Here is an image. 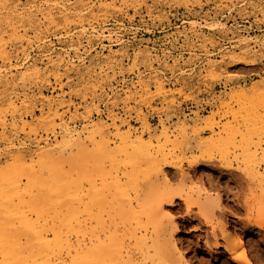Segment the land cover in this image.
<instances>
[{"label":"rangeland","instance_id":"1","mask_svg":"<svg viewBox=\"0 0 264 264\" xmlns=\"http://www.w3.org/2000/svg\"><path fill=\"white\" fill-rule=\"evenodd\" d=\"M84 1L94 6L92 12L85 11L87 6H78L76 0H0V37L4 43V46L0 48V68L9 69L20 66L22 63L27 66L31 63V60L40 62L39 67L41 68L40 74L34 73V75L36 74L34 76L33 73H29L22 80L19 78L25 72V67L18 71L14 70L12 74L17 76L15 83L7 87L0 86V163L4 166L7 156L15 154L18 150L23 151L28 156L32 155L34 161H38L36 152L45 146V139L51 145L62 140L61 137L65 132V122L73 130L81 131L87 127L89 130L94 128V131L101 125L111 126L112 121L109 117L112 115L118 116L119 125L125 120V125L121 128L120 133L131 128L137 133L136 136H139L141 130H145L141 133L143 134L142 138L146 142L152 138L151 142L149 141L152 145L154 143L159 144L151 146L153 148L151 152L155 153V162L158 163L161 160L158 163L161 169L157 168L159 172H156L155 175L149 173L151 175L149 177L147 175L149 166L147 167V163L146 166L140 163L143 169L146 167V175L149 178L146 180L142 176L144 174L139 173V171L144 172L145 170H140L142 168L139 167L137 171L136 168H132V162H130L131 164L128 162V165H132L130 166L131 169L135 170V172H133L134 170L131 171L127 164L125 167V163L128 161L125 158L128 157L124 154L116 155L114 160L115 163L117 161L120 163V166H117L120 174L125 171V168L129 173L125 172L130 176L139 173L136 174V180L132 178L134 176L130 177L127 174L128 177L125 176L121 180L122 184L126 182V185H123L126 190H124L125 196L122 197V199L124 198L122 200L115 189L110 188L113 189L112 191L116 195L111 190L110 193L106 186L105 188L101 186L102 173L108 172L106 173L108 174L106 181L108 184L110 183L109 180L112 181V176L116 174L117 170L115 167H110V161L102 162L105 167L100 165L101 162H99L100 166H94L97 161L91 157H85L86 155L82 156L84 159L81 157L82 161L80 158L75 157L76 155L81 156L80 152L73 150L71 154L74 155L75 160L66 161L65 164L67 165L62 164L63 171L66 170L67 173L69 170L68 173L70 172L69 174H72L71 176L74 179L77 178L78 181L83 177L82 173H84V177L93 174L89 177L94 176L97 183H100L99 188L103 189V193L108 192V194H104L105 198L101 191L102 198L99 195L100 197H97L96 201L93 199L92 202L100 201V205L97 202L94 206L95 204L92 205V202L87 201L88 198H86L87 207L90 205V208L86 210V215L85 211L83 214L81 213V217L83 216L82 219L84 220L87 219V228L91 222V225L93 222L95 223V216L101 211V208L104 210L110 206L108 211H111L110 214H112L111 208L115 209V206H117V211H120L118 206L124 205L123 203L127 201L125 199L128 195L131 198L129 200H134L135 195L138 193L145 196L143 195L144 188H146V195L149 196L150 193L164 191L165 187L172 193L179 192L189 197L190 201L192 200V204L189 206L191 209V215L189 216H192L191 218L186 213L188 209L186 206L188 205L183 204V202L180 203V200L177 201L178 205L176 207L164 208L173 216L175 215L173 217L175 219L174 223L180 230L175 233V240L179 238L176 241L177 246H179L177 251L180 254L183 253L184 258L187 256L185 259L190 258L192 263L190 260L189 262L191 264H205L206 262L207 264H240V261H238L240 258L237 259V256L229 254L224 247L217 249V251L214 248L213 242L216 238L223 244V240L220 239L223 231L219 232L221 229L219 222L223 220L226 221V223L224 221L220 222L223 226H230L242 237L246 245H251L247 247L249 250L248 256L254 264H264V232L262 234V232L257 231L259 229L248 228L249 218H258L259 214L256 209L259 208L260 202L264 203V175L262 177L258 176L259 173L264 174V107L262 105L264 100L261 102L264 92L260 94L261 90L264 91V0H117L112 6L110 5L111 0ZM46 2L52 3V6L56 3H59L60 6L66 5V8H70L69 14L64 15L59 10H54V22L50 24L41 15L48 8ZM80 11L82 14H80ZM209 25L212 26V29ZM199 30L200 32H198ZM108 34L113 36V41L110 42L106 39ZM243 39H246V41H243ZM77 47L79 49L76 51L75 48ZM246 48H248V51L244 50ZM51 51L65 52L66 59H70L71 63L55 68L53 66L55 59L50 63L45 56ZM45 63H49V71L45 69ZM58 72L60 73L58 74ZM111 73L114 74V77ZM144 84L147 86H144ZM159 85L160 88H157ZM162 89L165 90L162 91ZM238 90L245 94L244 96L247 93L245 98L250 96V92L251 96L244 99L243 96L239 97L240 94H238L240 100H237L235 94L239 92ZM159 91L162 94H159ZM232 92L235 93L233 99L230 100L229 97L232 96ZM256 93L259 96L258 98H255V96L257 97ZM125 94L127 95L125 96ZM252 95L254 98H251ZM16 96L22 98L17 101L19 104L17 103V111L14 112L7 104L11 98L14 100ZM24 97L27 101H25V104H21ZM85 118H87V121ZM141 121L143 122L141 123ZM162 122L167 127L168 135L171 134V137L169 136L171 142L170 140L166 142L164 140L166 138L163 136L159 138L160 142H156L155 135H159L161 132ZM180 125L183 126H181L183 131L178 130L181 129V127L179 128ZM147 126L152 127L150 129L154 130L148 133ZM90 132L92 133V131ZM114 133L115 130L110 129L109 136L112 140H115ZM242 136L243 140H241ZM96 139L100 140V137L97 136ZM213 141L214 143H212ZM200 144H207V146ZM247 144L250 148H247L245 153L242 148L243 146L247 147ZM112 145H115V143ZM160 145L164 147L159 150L157 148ZM89 147L88 150L92 148V146ZM155 149L160 152L156 150L158 152L156 153ZM248 149H251V152L256 149L257 154L253 152L256 156L250 157L252 153ZM243 153H245V156L249 153V156L247 155L245 158ZM158 157L160 160L157 159ZM247 157L251 158H249L250 162L252 161L251 163L248 162ZM85 158H90V160ZM253 158H256V161ZM119 159H124L125 163L122 164ZM244 159L250 164L247 165ZM86 160L89 162L86 163ZM81 161L84 163L82 164ZM78 162L80 163V165L78 164L79 168L82 164V172L77 166ZM71 163H75L76 166ZM37 164L35 169L39 170L40 166H37ZM68 165H70L69 169L67 168ZM84 165H87L86 167L89 168L88 171L90 170L91 173L86 172L87 169ZM90 165L94 166L93 170ZM72 166L77 172H73L75 170ZM83 166L86 171L83 170ZM101 167L107 170H101ZM78 170L80 176H77L79 174ZM95 170L97 171L95 172ZM99 170L104 172L101 173ZM161 171L162 174H160ZM97 176H101V179ZM162 176L167 178V183L163 181L165 178H162ZM25 178L23 175L22 184L24 182L25 184L28 183ZM141 178H144V180ZM82 180L81 184L85 193H88L89 183L84 179ZM133 180L135 182L138 180L137 184L132 183ZM149 180L150 182H148ZM127 186L131 187L128 188L129 191ZM203 188H206L205 192L210 189L211 192H199V195L201 193L200 197L197 195V191L203 190ZM133 189L134 192L131 191ZM36 192L35 189L34 193L37 194ZM215 194L216 196L221 195V198L213 209L214 211L212 210L213 213L211 212L213 222L208 224L198 218V208L193 202L204 200L203 196L208 197L210 195L216 198ZM111 200L113 203H110ZM118 201H123V203L119 204ZM33 203L35 207H39L34 210V213L37 210L36 214H38V212H41L39 211L40 205L39 203H37L39 206L35 202ZM101 204H106V206L102 207ZM30 205L32 204L30 203ZM98 206H100L99 209ZM217 207L218 209H216ZM263 207L262 204L260 210H258L261 211V208L263 210ZM123 208L128 209L125 205ZM123 208L121 207V209ZM107 212L104 213V217H106ZM251 212L254 213L251 214ZM34 213L32 214L33 219L34 217L36 219L37 215H34ZM114 215H111V217L116 220L115 223L118 219L122 220ZM46 216L48 215L46 214ZM4 219V222L8 220ZM4 219L0 221V224H3ZM124 220H126L125 216ZM122 222L119 223L118 220L117 224L121 225L122 223L124 227L120 225H116V227L120 226L119 228L123 230L119 232L120 239L123 241V250L124 247L126 251H129L130 248V250H134L128 256L132 257V254H137L135 259L138 262L143 257L142 260L145 263H142L144 264H161V261L155 257L154 249H150V253H148V256L153 259L144 254V252L146 253V245L141 247L144 250L135 249L136 244L133 245L136 242L134 240L136 237L133 238L135 232L130 231L132 234L128 232L129 230H135V224H133L134 227L132 226L133 229L130 227L132 224L128 225L127 221ZM40 223L42 225L43 222L40 221ZM6 224L9 228L6 231L8 233L6 236L10 237V241H15L21 236V245L24 246H22L20 256L24 258L25 255L29 254L26 245L30 248L31 237L28 239L30 235L26 233H24L26 234L24 236L18 235V233L23 234V232L9 227L10 223ZM126 226L131 229L127 231ZM11 232L17 234L14 236ZM137 232L139 233L137 238L145 234L141 233V235L139 230ZM0 234L2 233L0 232ZM126 234L132 235V237ZM213 236L216 238L214 239ZM15 237L16 239H14ZM27 241L30 242L27 244ZM141 250L144 252H141ZM181 251L183 252L181 253ZM21 252L25 255H22ZM144 258L149 259L147 261Z\"/></svg>","mask_w":264,"mask_h":264},{"label":"bare ground","instance_id":"2","mask_svg":"<svg viewBox=\"0 0 264 264\" xmlns=\"http://www.w3.org/2000/svg\"><path fill=\"white\" fill-rule=\"evenodd\" d=\"M116 1L117 0H111L110 5L112 6V4H115ZM76 3L78 4V6H82V7L83 6H87L85 8V11H87V12H92L94 10V6H91L89 2L85 3L84 0H76ZM47 5H48V8H46V10L41 13V15H43L44 18H45V20L46 21H49L50 24L52 22H54V17H53L54 10L56 11V9H57V10H59L61 12V14H64V15H68L69 14L68 11L70 10V8H66L65 7L66 5L60 6L59 3H56L54 6H52V3H47ZM259 13H260V11H259ZM77 14H79V13H77ZM80 14H82L81 11H80ZM196 24H198V23H196ZM214 26H216V25H214ZM209 27H210V25H209ZM210 28L212 29V26ZM91 30H94V29H91ZM193 30H194V28H193ZM198 32H200V30ZM98 35H100V34H98ZM112 37L113 36H111V34H108V36H107L106 39L111 42V41H113ZM244 40L246 41V39H243V41ZM50 42H52V41H50ZM262 42H263V40H262ZM3 46H4L3 39L0 37V48L3 47ZM67 48H69V47H67ZM75 49L77 51L79 48L77 47ZM244 50L245 51H248V48H246ZM45 56H46V58L48 59L49 62L52 61L53 59H55L54 62H53V66L55 68H60L61 66L65 65V64L67 65L68 63H71V60L70 59L69 60L66 59V53L65 52L51 51L48 55H45ZM252 61H250V62H252ZM27 63H28V61H27ZM39 64H40V62L38 63L37 60H31V63H29L27 66H24V64L22 63V64H20V66H15V67L9 68V69H4V68L2 69V68H0V86L4 85V86L7 87L10 84L15 83L14 81L16 80L17 76L13 75L12 73L14 72V70L15 71H18V70H20L23 67H25V72L21 75V78H19L21 80L23 79V77L25 75H27L29 73L30 74L33 73V75H34V73H36V74L39 73L40 74L41 73V68L39 67ZM48 67H49V63H45V69L48 70ZM59 73L60 72H58V74ZM36 74L34 76H36ZM111 75L113 76L114 74L111 73ZM54 77H56V76H54ZM138 80H140V79H138ZM158 83H161V82H158ZM146 84H147V82H146ZM160 85L157 88H160ZM144 86H147V85L144 84ZM251 88H253V87H251ZM146 89H149V88H146ZM157 90H160V89H157ZM164 90L162 89V91H164ZM238 91L239 92L235 94L237 100H240V98H239L240 96H243L244 99H248L251 96V92H250L249 93L250 96L248 98H245L247 96V93H246V96H244L245 94H242V92H240V90H238ZM241 91H243V90H241ZM136 92H137V90H136ZM252 92H253V89H252ZM257 92H259V91H257ZM261 92H264V91L261 90L260 91V94H261ZM40 93L42 94V92H40ZM234 93L232 92V96L229 97L230 100L233 99L232 97L234 96L233 95ZM243 93H245V92H243ZM159 94H162V92H160ZM163 94H164V92H163ZM238 94H240V95H238ZM126 95L127 94H125V96ZM139 95H140V93H139ZM256 95H257V93H256ZM258 97H259L258 95H257V97L255 96V98H258ZM21 98L22 97H20V96H16L14 100L11 98V100L7 104V106L10 107L14 112H16L17 111V103H18L17 101L20 100ZM251 98H254V96L251 97ZM262 98H261L262 99L261 102L264 100V97H262ZM244 99H243V101H244ZM44 100H45V98H44ZM21 101H22L21 104H25V101H27V100L24 97V99H22ZM91 102H93V101H91ZM26 104H28V103L26 102ZM262 105L264 107V103H262ZM60 106H61V104L59 105V107ZM8 107H7V109H8ZM139 110H138V112H139ZM117 117L116 116H113V115L109 117L110 121H112L111 126L101 125V126L97 127V129L94 130V131H93L94 128H92V130H89V128L86 127L87 125L85 126L86 128H84V129L81 128L82 129L81 131H77L75 129L73 130L70 127H68L69 124L67 122H65V124H64V130H65V132H64L63 136L61 137L62 140L60 139L61 141L59 143H56V144L54 143V145H51L48 142V140L45 139V146L43 148H40L36 152L37 153V156L36 157L38 158V161H36V160L34 161V158H33L32 155L31 156H28V155L24 154L23 151L18 150V152H16L15 154H9L7 156L8 158L5 161V164L6 165L4 164V166H3L2 163H0V221H2V219H4V218L8 219V220H6V222H4L5 221V219H4L3 220V224H0V232L2 233V234H0V264H144L145 262L142 260L143 257H142L141 261H139L140 262L139 263L138 260L135 259V257H136L137 254L136 255H133L132 254L131 255L132 257L128 256L134 250L132 251V250H130L131 249L130 248L129 251H126L125 250V247H124V250L125 251L123 250V241L120 239V236H119V232H120V230H122V228L120 229L119 227L120 226L124 227V225H122V223H123L122 221H124V222L127 221L128 222L127 223L128 225L132 224V225H130V227H132L133 224H135L134 225L135 226V230H129L128 231V229H131V228H129V227L127 228V226H126L125 229H127V231L129 233H131V232L134 233L135 232V234H133V238L136 237L134 239L136 242L133 245L136 244V245L139 246V247H137L135 245L134 246L135 249L136 248L143 249L141 247L146 245L145 246L146 248L144 247L146 249V253L144 251H142V250H141V252H144V254L147 255V257L151 258L150 256H148V253H150V249H154V251H155V257L158 258L159 261H161L160 262L161 264L162 263L163 264H191L192 263V261H191L190 258H188V260H187V259H185L187 256L185 258L183 257L184 256V255H182L183 254L182 253L183 251H181L182 254L178 253V251H177L178 248L177 247H179V246H177L176 241H178L179 238L177 237L178 239L175 240V233L176 232H179L180 230H179L178 226H176L175 223H174L175 219H173V217H175V215L173 216L172 213H170V212L167 211V209L166 210L164 209L165 207H167V208L176 207L178 205V202L177 201L180 200L181 201L180 203L183 202V204L188 205V206H186L188 208V209L186 208L187 209V212L186 213H187L188 216L191 215V209H190L189 206H190V204H192V200L190 201V198L189 197L184 196L183 194H181L179 192L172 193V191H169L167 188L164 187V191L162 190V192H156L154 194L150 193L149 196H148V195H146V188H144L143 191H145V192L143 193V195H145V196L139 195V193L136 194L137 193L136 192L135 194L137 196L135 194H133V195H135L134 200H129L131 198L128 195V197L126 196L127 198L125 199L127 201H124V203H123V201H120V202L118 201L119 204L120 203H123L125 206H127V208H128L127 210H126V208H123L124 205H119L118 206L119 207L118 209H120V211H117V208H116L117 206H115V209L111 208L112 209V214H110L111 211L110 212L108 211V208L110 206L107 209H104V210L101 208V211L99 210L101 213L99 212L97 215L95 213V215H96L95 216L96 221L95 220L94 221H95L96 224L93 222V224L91 225L92 222L90 220V222H91L89 224L91 226V227L89 226L90 228L89 227L87 228V225H88L86 223L87 222L86 221L87 219H85V220L82 219L83 216L81 217V213L83 214L84 211H85V215H86V213H87L86 210L90 208V205L87 207V205H88L87 201H91L92 202L93 199L95 200L97 197L99 198L100 196H101L100 198H102V194H103V197H104V194L105 195L108 194V192L106 191V189H109V191L111 190L110 188L115 189L116 190L115 192L118 193L117 195H119L121 199H122V197L125 196V191L124 190H126V187H124L123 185L126 182L123 180L125 183L122 184L121 183L122 182L121 180L123 178H125V176H126V174L128 172L127 169L125 168L126 167V164L128 165V162L129 163L132 162V165L133 166L132 165H128V166L129 167L132 166V168H134V169L136 168L137 171H138L139 167H141V165H145L146 166V163H147V167L149 166V169L147 168V170H148L147 171V175H149V177H151V175L153 173L155 175V173L156 172H159V169H161L160 166H159L160 164H158V163L161 162L160 158L159 157L157 158V159L160 160L158 163L155 162L156 161L155 160L156 156L154 157V154L155 153H152L151 152V149H153V148H151V146H154L157 143L156 144L154 143L152 145V143H150L151 142L150 140L152 138L149 139L150 142L148 140H147L148 142H146L142 138V135L143 134H141V133L143 131H145V130H141L140 129L141 130V133H140L139 136L138 135L136 136L137 133L135 131H133L134 129L132 130L131 128H128L127 130L124 128L126 130V132L123 130L124 133H122L123 131H121V133H120L121 128L125 125V120H124V122H121L120 125H119L118 124L119 120H118ZM86 119L87 118H85V120ZM259 119H260V117H259ZM254 120L256 121L255 118H254ZM60 121H61V119H60ZM139 121H140V119H139ZM101 122H102V120H101ZM142 122L143 121H141V123ZM160 124H161V121H160ZM11 125H12V123H11ZM89 125H91V124H89ZM182 125H180L179 128ZM95 127H96V125H95ZM182 127H181V129H178V130H182ZM143 128H144V126H143ZM150 128H152V127H148V126L146 127V129H148L147 131H149L148 133H151L154 130V129H150ZM184 128L186 129L185 126H184ZM110 129L115 130V133H114V139L115 140H112L110 138V136H109ZM155 129H157V128H155ZM166 129H167V127L163 123L162 124V128L160 129L161 132L159 133V135H157V134H156L157 136L155 135V137L157 139V140L155 139L156 142L159 141V138L161 136H163L164 138H166V139H164L166 142H167V140L169 142V140H170L169 139V136L171 134L168 135ZM90 131H92V133ZM97 136H98V138L100 137V140H97L96 139ZM231 138H233V137H231ZM243 139L244 138L242 136V139L241 140H243ZM170 142H171V140H170ZM114 143H115V145H112ZM212 143H214V141ZM219 143H220V141H219ZM157 145H159V144H157ZM200 145H202V144H200ZM203 145L204 146H207V144H203ZM213 145H215V144H213ZM7 146H8V144H7ZM89 146H92V148L90 150H88L90 148ZM160 146H162V145H160ZM160 146H158L157 149H159V150L160 149H163L164 146H162L161 148H160ZM247 148H250L248 146V144H247V147L246 146L245 147L243 146V148H242V149H244L243 152L246 153ZM157 149H155V152H156ZM73 150H76L75 152H78V153L80 152L81 156L76 155L75 157L80 158L82 161L84 159V157H82V156H85L86 155L85 157L88 156V157H91L92 159H94L95 161H97V162H95L96 164H94V166H100V165H102V167H105V164L103 166V163H105L106 160H109L110 163H111L110 167H113V168L115 167L116 170L117 169L119 170V168H117V166H120V163L118 161L115 163V160H114L115 158L114 157H116V155L124 154L126 157H128V158H125V156H124V158L126 160L128 159V161H126V163H125L124 159L121 160L122 159L121 158L119 160H120V162L122 164L125 163V167L124 168H125V171H127V172L124 171L125 173L123 172V173L120 174L118 170L116 171L114 169L116 171V174L114 172L115 175L112 176L113 177L112 178V181L109 180L110 183L108 184L106 182L107 179H108L107 178V175L108 174H106V173H108V172L106 171V173H102L104 171H100L99 170L102 173V175H101L102 177L101 176H99V177L97 176V178H100L101 177L102 178V179L100 178L101 181H102L101 182V184H102L101 186H103L104 188L106 186V189H105L106 192L103 193V189L99 188L100 183H97V180L95 179V177L93 176L92 178H90L93 174L90 176V174L87 173L89 175H85V177H84V173H82L84 178L81 177V180H79L80 181L79 182L78 180H76L77 179L76 177H75L76 179H74L71 176L72 174H69L70 172L68 173L69 170L67 171V173H66V170L63 171L64 168H63L62 164H65L66 161L68 162V161L75 160L74 155L71 154V152ZM159 150H157V151L160 152ZM248 150H250V152H251V149H248ZM158 152H156V153H158ZM253 152L256 153L257 152L256 149ZM253 152H251L252 154H250V157L251 156L253 157V155H254V157L256 156L255 153H253ZM245 153H243V154H244V157L246 158L247 155L249 156V153H247L246 156H245ZM0 156H1V154H0ZM249 158H248V160H249ZM0 159H1V157H0ZM85 159H89L90 160V158H85ZM245 160L246 159H244V162H246ZM253 160L256 161V158H253ZM109 161H108V163H109ZM7 162H9V163H7ZM34 162H37L38 163V164L36 163L37 166L38 165L40 166L39 167L40 168L39 170H36L37 168L35 169L36 164ZM79 162L77 163L78 168H79V165H80ZM88 162L89 161L86 160V163H88ZM92 162H93V160H92ZM99 162H101L100 165H99ZM248 162H250V160ZM83 163L84 162H82V164ZM117 163H118V165H117ZM140 163H142V164L140 165ZM250 163H247V165L250 164ZM71 164L72 165L74 164V166H76L75 163H71ZM82 164H81V168H79V170L82 169ZM254 164L256 165V163H254ZM65 165H67V164H65ZM91 165H93V164H91ZM69 166L70 165H68V167H67L68 169H69ZM84 166L86 167L87 165H84ZM84 166H83V170H85L84 169ZM90 166H88V167H90ZM254 166H252V167H254ZM93 167L91 166L90 168H92V170H93ZM102 167H101V170L105 169V168L102 169ZM228 167H229V165H228ZM72 168H73V166H72ZM145 168L144 169L142 168L140 170H143L144 171ZM157 168H159V169H157ZM71 169H70V171H72ZM86 169H87V171L85 170L86 172H90L91 173L90 170L88 171L89 168L86 167ZM95 169L98 170V168H96V167H95ZM130 169H131V167H130ZM130 169H129V171H130ZM134 169H131V171H133ZM250 169H252V168H250ZM255 169H257V168H255ZM79 170H78V173L80 172ZM97 170H95V172ZM105 170H107V169H105ZM251 171L253 172V170H251ZM73 172L75 173L77 171L75 170ZM81 172H82V170H81ZM133 172H135V170ZM144 172L139 171L140 174H144L142 176L144 178H146V180L149 179L148 176L146 175V170ZM132 173H130V174H132ZM139 173L137 172L136 174H139ZM257 173H259V172H257ZM160 174H162V171H161ZM259 174H258L259 177H262L264 175L263 173L260 174L261 176ZM23 175H24V177H26L25 180L28 182V183H26L27 185L25 184V182L22 184V181H23L22 176ZM80 175L81 174L79 173L77 176H80ZM98 175H99V173H98ZM127 175H129V174H127ZM135 175H131V176L129 175V176L130 177L134 176L132 178L134 180H136L137 179V175L136 176ZM253 175H254V173H253ZM108 177H110V176H108ZM126 177H128V176H126ZM132 178H130V180H132ZM144 178L143 179L141 178V179L144 180ZM162 178H165V177L162 176ZM82 179H84V181H87V183H89V185L87 184L89 186V188L86 187V188H88L87 189L89 191L88 193H85V190H84V188H83V186L81 184V181H83ZM100 179H98V180H100ZM166 179L167 178H165V180H163V181L167 183L168 180H166ZM134 180L132 181V183H134V184L136 183L137 184V181L138 180L136 182ZM142 180H141V183H142ZM103 182H104V185H103ZM148 182H150V180ZM261 182H262V180H261ZM105 183H106V185H105ZM130 184H131V182H130ZM201 184H203V183H201ZM133 186H132V188H133ZM135 186H137V185H135ZM200 187H203V186H200ZM34 188L37 190V192H36L37 194L34 193V190H35ZM128 188L130 189L131 187L130 186L129 187L127 186V190H128ZM138 188H139V185H138ZM134 189L131 190V191L134 192ZM205 189L203 188V190H200V191H197L196 190L197 193H198L197 195L201 197V193L199 195V192H205L206 191ZM101 191H102V194L100 195ZM111 191H110V193H111ZM209 191H207L205 193H208ZM151 192H153V191H151ZM113 194H115V193L113 192ZM127 194H128V192H127ZM110 196H112V195H110ZM110 196H109V201H110ZM146 196H148V197H146ZM215 196H216V194H215ZM220 196L221 195L216 196V198L215 197H211L210 195L208 197L207 196H205V197L203 196L204 200H201V201L200 200H196V201H194L196 203L193 202V204H195L197 206V208H198V210H197L198 211V214L197 215H198V218L199 219L204 220L208 224L210 222H213L212 221V217L213 216L211 217V212L213 213V211H214L213 209L216 207L218 200L220 201V198H221ZM86 198H88V200ZM197 198L199 199V197H197ZM116 199H117V197H116ZM106 200H107V198H106ZM31 201L35 202L36 204L39 203V205H40L39 211H41V212H38V214H36V212H37V210H36L35 213H34V210L36 208L38 209L39 207H35L33 205L34 203L31 202ZM95 201L92 202L91 204L93 205V204H95V203L98 202V201L97 202H95ZM99 202H98V205H100ZM115 202L116 201H114V203ZM30 203L32 205H30ZM110 203H113L112 200H111ZM219 203H221V202H219ZM260 203L261 204H260L259 208L262 206V204L264 205L263 202H260ZM31 206H32V208H31ZM94 206H96V204ZM104 206H106V204L105 205H102V207H104ZM99 207L100 206H98V209H99ZM121 207L123 209H121ZM82 208H84L85 210H83ZM259 208L256 209V211H257V213L259 215L257 214L258 215L257 216L255 214L258 218L253 217L251 215L255 219L252 220L253 218L252 219L249 218V220H248V228L250 229V227H252L254 229H259L257 231L262 232V234H263V232H264V217H263L264 216V209L262 210V208H261V211H259L260 210ZM111 209H109V210H111ZM216 209H218V207ZM105 210H107L110 215L107 214L108 212L105 211ZM114 210H116L117 213L114 212ZM122 210H126V211H122ZM32 211H33L34 215H37L36 219H35V217L33 219V215H32L33 213H32ZM262 211H263V213H262ZM105 212H107L106 213V217L107 218L104 217V213ZM113 212H114V214H118V215L115 216L113 214ZM121 212H122V214H121ZM253 213L251 212V214H253ZM46 214L48 216H46ZM120 214L122 216L124 214V216L126 217V220H124V216L122 217ZM125 214H127V215H125ZM111 215H114L115 217H118V218L120 217L122 220H120V219H118V220H119V223H120V221L122 222L121 225L120 224H117L118 220L115 223L114 221H116V220H114V218L111 217ZM187 215H185V216H187ZM197 215H196V217H197ZM47 217H49V218H47ZM40 221L43 222L42 225H40L41 224ZM197 221H199V220H197ZM229 221H230V218H229ZM50 222H52V223L51 224H47V223H50ZM218 222H219V220H218ZM220 222H219V224L221 225V229H220L219 232L223 231V232H221L222 235H221V238H220L221 240H223L222 241L223 244H221L220 243V240L216 238L217 235H216V237L213 236L214 239L216 238L215 239V242H213L214 243V246H215L214 248L216 249V251H217V249H220L221 247H224L225 250L229 254L235 255V257L237 256V259L240 258V260H238V261H240V264H254V262L248 256L249 255V252H248L249 250H248L247 247H248L249 244L246 245V243L243 241L242 237H240L236 231H234L232 228H230V226L225 227V226H223V224H221L222 222L221 223ZM224 222L226 223V221H224ZM6 223H10V226L9 227H11V228H13L15 230L17 229L18 231L21 230V232H23V234H19L18 233V235H23V236L26 235V234H29L30 235L28 237V239H30V237H31V243L29 244L30 248L28 247V245H26L27 246L26 249L29 250V254L26 256L25 253L23 254L21 252V254L22 255H25L26 257L24 256V258H23V257L20 256V251L23 248L22 246H24V245H21V239H20L21 236L19 237V239L15 240V241H13V240L10 241L11 240L10 237L6 236V234L8 235V233H6V231L9 229L8 228V224H6ZM216 224H217V222H216ZM49 225H51V226H49ZM93 225H95V226H93ZM116 225L117 226L120 225V226L119 227H116ZM217 228H219V227H217ZM241 228H244V227H241ZM66 230H67V232H65ZM138 230H139L140 234L141 233H145L143 235L141 234L142 236L140 238H137V234H139L137 232ZM214 230H216V229H214ZM242 231H243V229H242ZM247 231H249V230H247ZM24 233H26V234H24ZM239 233H240V231H239ZM15 234H17V233H15ZM15 234L12 233V235H14V236H15ZM12 235H11V237H12ZM208 235H210V234H208ZM127 236L132 237V235H127ZM25 238H27V236H25ZM133 238H131V239H133ZM14 239H16V237ZM29 242L30 241H27V244ZM257 245H259V244H257ZM207 246H208V244H207ZM250 246L251 245H249V247ZM257 247H259V246H257ZM179 250H181V249H179ZM182 250H184V249L182 248ZM209 251H211V250H209ZM135 253H137V252L135 251ZM26 254H27V252H26ZM232 257H234V256H232ZM149 258H147V259L144 258V259L148 261ZM151 259H153V258H151ZM189 260L191 261V263L189 262ZM142 262H144V263H142ZM157 262H158V260H157ZM205 264H207V262Z\"/></svg>","mask_w":264,"mask_h":264}]
</instances>
